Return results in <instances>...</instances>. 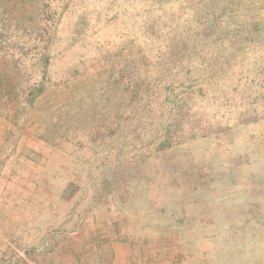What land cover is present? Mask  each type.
<instances>
[{"label": "rangeland", "instance_id": "rangeland-1", "mask_svg": "<svg viewBox=\"0 0 264 264\" xmlns=\"http://www.w3.org/2000/svg\"><path fill=\"white\" fill-rule=\"evenodd\" d=\"M262 50L264 0H0V264H264Z\"/></svg>", "mask_w": 264, "mask_h": 264}, {"label": "trees", "instance_id": "trees-1", "mask_svg": "<svg viewBox=\"0 0 264 264\" xmlns=\"http://www.w3.org/2000/svg\"><path fill=\"white\" fill-rule=\"evenodd\" d=\"M237 39H239V40H237ZM236 41H244L245 42V44H249V40H246L245 38H241V37H239V36H237L236 37ZM245 46V45H244ZM242 48V47H241ZM262 55H261V60L260 61H262V62H259V63H262L261 64V66L259 67V66H256V70L255 71H258L259 70V68H263L264 67V50H262ZM262 72H264V69L262 70V69H260Z\"/></svg>", "mask_w": 264, "mask_h": 264}, {"label": "crops", "instance_id": "crops-1", "mask_svg": "<svg viewBox=\"0 0 264 264\" xmlns=\"http://www.w3.org/2000/svg\"><path fill=\"white\" fill-rule=\"evenodd\" d=\"M191 262H193V263H194V261H193V260H192V261H190V260H189V262H188V263H191ZM188 263H187V264H188ZM191 264H192V263H191ZM200 264H201V262H200Z\"/></svg>", "mask_w": 264, "mask_h": 264}]
</instances>
